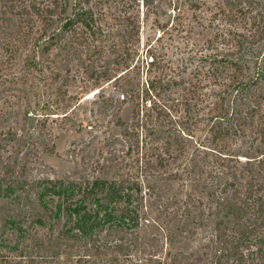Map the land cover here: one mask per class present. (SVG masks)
I'll return each mask as SVG.
<instances>
[{
    "label": "trees",
    "instance_id": "obj_1",
    "mask_svg": "<svg viewBox=\"0 0 264 264\" xmlns=\"http://www.w3.org/2000/svg\"><path fill=\"white\" fill-rule=\"evenodd\" d=\"M165 1L0 0L6 16V24L0 23V77L27 83L23 119H35L49 136L37 144L32 134L14 131L19 152L0 157V198L17 206L0 226V264H264L263 57L237 55L214 65L216 55H206L208 81L223 85L222 97L188 86L172 68L148 74L144 82L128 78L141 16ZM185 1L170 0L176 15ZM188 1L193 9L202 2ZM217 4L213 20L223 25L236 20L253 26L264 19V6L254 0ZM218 34L228 38L232 30ZM75 54L91 58L92 71L113 79L123 100L132 102L130 123L123 127V140L106 141L101 146L105 154L99 150L103 159L81 174L32 177V155L56 148L48 118L61 115L82 129L76 114L85 86L72 92L66 84H56L63 75L57 63ZM149 56L152 70L158 60ZM252 58L258 61L255 71ZM113 63H124L123 72ZM134 68L140 73V64ZM230 95L236 103L232 110L223 101ZM235 136L239 142H233ZM176 181L183 193L176 218L188 222L207 207L206 218L222 219L213 225L209 240L188 256L173 252L178 233L170 228L171 250L159 256L141 241L140 226L148 199L159 195L167 203Z\"/></svg>",
    "mask_w": 264,
    "mask_h": 264
},
{
    "label": "rangeland",
    "instance_id": "obj_2",
    "mask_svg": "<svg viewBox=\"0 0 264 264\" xmlns=\"http://www.w3.org/2000/svg\"><path fill=\"white\" fill-rule=\"evenodd\" d=\"M201 1L200 7L193 9L189 8L190 3L186 0L179 15L173 12L174 6L170 5V0H166L165 4L156 10L152 9L147 15L142 14L140 42L134 47L138 50L134 53V58L130 57L128 60L129 64L131 63L128 78L144 82L148 74H155L163 68L170 71L172 68L188 86H196L201 90H207L208 94L222 97L223 85L208 81L210 65L209 57L206 58V55H216L212 62L214 65L237 55L247 58L261 53L260 57L264 60V19H260L253 26L236 20L232 26L223 25L220 19L213 20L214 12L219 10L217 0ZM255 1L260 3V7L264 6V0ZM218 16H223V13L218 11ZM5 18L6 16L0 12V23L3 25L6 24ZM230 30H232L230 37L224 38L219 34L216 37L217 32L228 33ZM1 31L2 28L0 38L4 35ZM3 54V43L0 42V60L3 59ZM149 54L158 60L152 70H149L148 65L151 58ZM257 63L258 61L254 62V58L250 59L251 71L256 70ZM92 64V59L84 54H75L66 62L57 63V66L63 68V75L56 84H66L72 92L79 90L77 87L79 85L85 86L84 98L76 114V118L82 119L83 126L82 129H78L77 125H69L61 115L48 118V126L55 129L56 137L53 138V142L56 148L50 152H40L39 156L32 155V159L23 153L19 155L23 156L24 160L30 158L28 163L30 176L41 178L77 176L92 162L103 159L105 155L101 156L99 150L103 149L101 146L106 141L123 140V127L130 123L133 104L129 100H123L113 79L107 81L99 75L100 73L92 71ZM123 64L113 63L112 67L119 68L121 73L122 68L125 69ZM136 64L141 65L140 73L134 68ZM29 89L27 83L14 81L10 75L6 78L0 77V157L3 159L19 152V142L15 139L14 131L32 134L37 144L44 138H49L47 134H42L35 119H23L22 104L30 95ZM233 98L232 95L223 99L231 110L236 104ZM32 117L34 118V115ZM195 134L200 137L204 136L205 132L197 131ZM237 137L235 136L233 142L240 141ZM103 150L105 154L106 148ZM157 190L156 188L155 191ZM179 196H183V193L179 182L176 181L166 194L167 203L165 198L159 200V195L158 198L152 196L147 201L148 214L142 219L140 226L141 241H145V245L147 243V246L153 248V252L159 256H166V252L171 250L167 239L170 228L174 229L175 234L178 233L177 243L172 245L173 252L188 256L198 251L202 243L209 240L214 234L213 225L222 219L206 218L209 209L207 207L202 215L195 216L188 222L184 217L176 218L174 209L177 207ZM16 208L12 200L0 198V226ZM224 226L225 223L222 224V228ZM3 230L1 229V232Z\"/></svg>",
    "mask_w": 264,
    "mask_h": 264
}]
</instances>
